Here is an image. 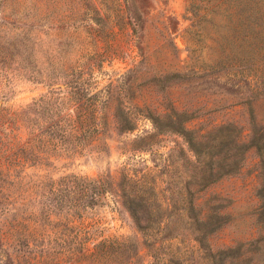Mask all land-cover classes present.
Segmentation results:
<instances>
[{
    "label": "rangeland",
    "instance_id": "1",
    "mask_svg": "<svg viewBox=\"0 0 264 264\" xmlns=\"http://www.w3.org/2000/svg\"><path fill=\"white\" fill-rule=\"evenodd\" d=\"M138 4H153L144 51L128 25L124 0H0L4 168L8 156L30 148L0 193L2 256L28 255L30 245L38 258L49 252L50 264H64L77 242L92 249L100 241L118 239L139 244L140 264H202L182 225L178 240L145 238L113 194L75 214L74 178L116 185L123 173L136 176L155 169L161 196L170 182L162 174L165 160L183 140L171 133L154 138L151 147L137 140L155 133L150 113L171 108L191 114L187 127L199 137L234 125L249 141L253 119L264 127V42L245 38V24L237 18L227 21L226 6L217 0ZM225 54L232 64L221 69L216 64ZM119 103L136 120L135 131H119ZM58 120L59 128L73 129L81 138L60 141V133L50 127ZM261 188L260 158L252 148L236 175L198 194L204 212L216 206L226 216L225 225L209 237L214 251L263 233Z\"/></svg>",
    "mask_w": 264,
    "mask_h": 264
},
{
    "label": "trees",
    "instance_id": "2",
    "mask_svg": "<svg viewBox=\"0 0 264 264\" xmlns=\"http://www.w3.org/2000/svg\"><path fill=\"white\" fill-rule=\"evenodd\" d=\"M263 1L217 0L220 6H226L227 21L231 22L237 18L245 24V29L241 32L245 38L264 42ZM124 2L132 35L139 50L144 51L145 27L153 4L143 8L138 6V0H124ZM235 9L236 12H233ZM169 19L177 24L175 18ZM231 64L232 59L225 54L216 65L222 69ZM124 90L128 93L131 88ZM115 117L120 132L136 130V120L125 104L119 103L116 106ZM149 118L154 125L155 133L139 138L137 143L143 142L151 147L153 145L151 141L165 133L177 135L183 140L182 146L172 149L165 160L167 169L162 174H165L164 176L170 181L167 182V189L161 191V196L157 195V179L160 176L155 169L136 176L123 173L116 185L107 180L75 177L74 187L79 196L78 202L72 205L75 214L77 211L79 213V209L94 208L110 193L119 199L122 206L129 212L140 234L145 238L160 235L165 241L178 240L181 237L179 229L182 225V231L187 233L188 239H191L198 248L202 264H264V225L263 233L258 238L214 251L209 244V237L225 225L226 216L216 206H211L205 210L207 212H204L197 203L200 192L223 178L236 175L243 165L247 152L255 148L261 164L260 192L264 220V127H258L253 119V133L249 141H244L239 129L234 125L219 127L199 137L187 127L191 114L179 111L177 108H171L166 113H150ZM61 125L62 120L52 122L50 125L60 133L57 135L60 141L69 142L81 138L80 134H76L73 129L62 130L59 128ZM34 140L36 138L31 139L30 142ZM29 149L24 146L8 156L10 164L6 169L0 156V193L6 180L13 175L11 173L17 172L22 166L21 155L23 152L27 154ZM3 154H7V151ZM2 211H6V208ZM51 215L49 213L45 215V219L50 221L49 225L53 224L50 220ZM65 217L68 219L70 216ZM80 235V233L77 234L76 238L79 239ZM2 242L0 235V251H4ZM70 248H72L69 251L70 258L64 264H140V246L133 240L100 241L94 244L92 249L87 248L85 242H77L76 246ZM27 251L29 254L22 256H12L10 253L3 256L0 254V258H3L0 259V264H50L49 252L38 258L30 245ZM160 261L157 260L153 264H160ZM171 264L174 263L171 262Z\"/></svg>",
    "mask_w": 264,
    "mask_h": 264
}]
</instances>
